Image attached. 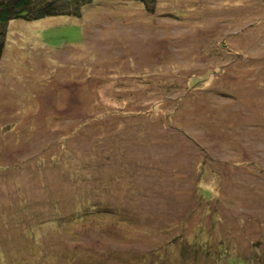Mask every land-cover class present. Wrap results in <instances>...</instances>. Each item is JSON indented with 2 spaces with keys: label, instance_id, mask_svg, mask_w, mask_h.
I'll return each mask as SVG.
<instances>
[{
  "label": "rangeland",
  "instance_id": "rangeland-1",
  "mask_svg": "<svg viewBox=\"0 0 264 264\" xmlns=\"http://www.w3.org/2000/svg\"><path fill=\"white\" fill-rule=\"evenodd\" d=\"M0 264H264V0L10 20Z\"/></svg>",
  "mask_w": 264,
  "mask_h": 264
},
{
  "label": "trees",
  "instance_id": "trees-1",
  "mask_svg": "<svg viewBox=\"0 0 264 264\" xmlns=\"http://www.w3.org/2000/svg\"><path fill=\"white\" fill-rule=\"evenodd\" d=\"M103 0H0V58L4 49L5 32L7 24L12 19H23L26 21L38 20L45 17L68 15L80 16L84 7ZM125 2L130 0H112ZM143 4L149 13L155 12L157 0H131ZM234 188V187H233ZM82 204V203H81ZM97 204L85 200L83 204L74 209L73 218L86 216L95 209ZM58 217L55 215L56 220ZM41 222V218L40 221Z\"/></svg>",
  "mask_w": 264,
  "mask_h": 264
}]
</instances>
